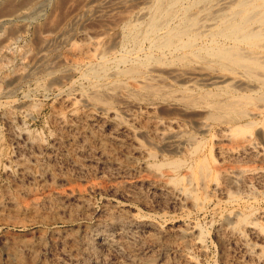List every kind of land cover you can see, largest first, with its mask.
Returning a JSON list of instances; mask_svg holds the SVG:
<instances>
[{
	"label": "bare ground",
	"instance_id": "bare-ground-1",
	"mask_svg": "<svg viewBox=\"0 0 264 264\" xmlns=\"http://www.w3.org/2000/svg\"><path fill=\"white\" fill-rule=\"evenodd\" d=\"M40 2L3 0L0 3V18L7 22L13 20L18 8H25V4L29 5L26 9L32 13ZM211 2L213 0H154L145 21L139 24L127 22L121 39L122 51L113 60L114 68L121 65L126 68L116 69L110 79L108 69L111 64L105 58L107 46L101 47L93 57L83 58V52L78 48L69 53L73 66H86L82 79L86 80L88 89L79 92L77 99L103 106L111 105V100L114 101L129 89V84L135 82L139 83V95L136 94V97L145 96L161 102L174 99L170 96L175 92L169 93L153 83L154 79L148 75L152 65L189 66V62L196 60L202 62L206 70L215 66L217 70L227 72V78H214L221 80L211 84L213 89L190 85L178 91L179 104L185 109L184 114H180L200 124L198 129L203 134L207 133L209 149L204 148L206 145L199 138L184 136L185 139H181L183 136L179 137L178 133L167 135L165 132L174 125L165 127L161 124L164 126L161 127L156 122L152 126H141L144 135L151 144L158 148H171L184 159L166 162L163 158L153 159L151 154L145 155L135 141V134L115 124L92 129V135L100 139L95 149L84 136L81 137L77 126H73L80 119H75L70 125V122L66 124L56 118L58 133L52 140V147L60 151L64 139L72 142V146L64 157H44L45 146L29 139L26 132L12 130L10 147L16 156L14 160L10 157V166L2 169L9 187L13 186L15 192L11 193L7 187L0 189V250L6 254L8 264L36 263L48 240H53L56 246L63 249V258L69 264H201L199 258L205 257L204 239L196 226L161 229L149 217L133 213L129 208L127 211L92 208L83 200V193L106 191L130 204H142L145 208L174 210L190 207L197 211L213 197L225 199L227 204L244 203L252 198L254 188H264V149L257 141L264 142V129L256 119L264 115V0H232L217 11H212ZM200 12L205 15L203 20L213 22L204 26V33L201 31L204 23L198 16ZM40 31L39 26L34 31V37L37 44L44 45L47 39L40 37ZM11 34H15L13 30ZM6 43L9 42H0V84L8 75L20 80L27 75L25 67L28 65L24 66L22 62L24 54H15L14 51L11 54ZM143 43L147 44L145 50ZM126 44L133 49L128 51ZM139 52L143 54L141 57H138ZM166 54L172 58L166 59ZM202 73L187 75H198L199 78L207 75ZM191 79L189 77L187 81ZM65 103L71 104L72 101ZM255 107H261V110ZM250 108H255L256 112L249 113ZM177 111L171 109L167 113L174 115L173 112ZM89 117L86 115L84 119ZM200 121L206 124L202 125ZM104 131L115 138H105L99 133ZM176 137L180 141L168 142ZM112 152L131 154L139 159L145 155L153 163H143L139 177L132 182L111 184L107 188L102 183H90L81 189L78 182L87 181L89 173L98 165L111 177L129 179L135 169L133 163L129 160H125V164L124 161H116ZM95 157H98L96 162L93 160ZM84 160L91 162L89 169L83 167ZM32 168H37V172L33 173ZM141 173L145 176L140 177ZM33 183L42 187L40 193L23 189ZM229 214L224 217L227 223L231 222L230 225L227 226L224 221L226 224L218 225L216 230L221 247L220 263L264 264V227L257 221H264V211ZM91 220L93 222L88 223ZM59 225L70 228L64 231Z\"/></svg>",
	"mask_w": 264,
	"mask_h": 264
},
{
	"label": "rangeland",
	"instance_id": "rangeland-1",
	"mask_svg": "<svg viewBox=\"0 0 264 264\" xmlns=\"http://www.w3.org/2000/svg\"><path fill=\"white\" fill-rule=\"evenodd\" d=\"M41 1L42 2L37 4V8L35 7L36 9L32 13L30 10L26 9V7H28L29 5L25 4L26 7L23 6L25 8H18L17 16L13 20L7 22L4 19L0 18V42L2 44H5V41L9 42L8 44L9 49H11V54L12 51H14L13 53L15 54H24L22 62L24 63V66L28 65L26 66L27 68L25 67L27 75L23 80L16 79L13 77V75H8L6 79L4 78L3 82L0 84V189L3 187H7V190H11V193L15 192L13 186L9 187L8 181L4 176V170L2 169H5L7 165H9L8 160L10 157L12 160H14L16 156L15 151L10 147V133L12 130L19 132L21 131L24 133L26 132L29 136V139L35 142H39L40 144L45 146L44 148L46 149V152H44L43 154L44 157L53 156L55 158H61L68 154V151L71 149L72 142L66 139H64V146L60 149V151H56L55 148L52 147V140L55 136H57L58 133L55 125L56 118H59L63 123L66 124L70 122V125H73V121L75 119H77L78 121L80 119L79 122L81 126L79 125V122L73 126H77L78 132L80 133L81 137L84 136V138L87 139L88 143L95 147V149L98 148L96 146L99 144L98 142H100V139H96L92 135V129L94 131L96 128H101L106 124H115L119 128L132 132L133 135L135 134V141L139 143L143 153H146L148 156L151 154L153 159L163 158V160L166 162L172 161L174 159H184L183 157H181V155H179L180 153H178L177 151H172L171 148L163 147V149L158 148L159 146L151 144L149 138L144 135V131L141 129V126H143L144 124L152 126L154 122H156L155 124L161 127H166L168 126V124L174 125V127L169 129L168 132H165L167 135L171 133H178L177 135H180L179 137L183 136L181 137V139H185L184 136H192L193 138L196 137V139L199 138L198 140H202L204 142V144L206 145L204 148L209 147L208 136L206 135L207 133L203 134L198 129L200 124L196 123V119V122H194L193 119V121H191L190 118L185 117L186 115L180 114L185 109L179 104L180 93H178V91L190 85L205 90L207 88V90L213 89L214 85L211 84L215 81L219 82L221 80L214 78L219 76H224L226 78L229 77L227 72L219 71L215 66H211V70H209L208 68L206 70L204 64L196 60L189 62V66H176L175 64L150 66L148 75L150 74V76H152V80L154 79L153 81L155 82H152L161 86L165 91H169V93L175 92L172 93L170 98L174 97V99L178 100H174L172 98L166 102H161L152 98L149 99L146 97V99L145 96L143 98L136 97L137 95H139L138 82H135L133 85L129 84V89L123 91L122 95L119 94L116 98L113 99L114 101L111 100V105H105V103V106H103V104H93L92 101L88 100L80 101V103L77 99V97L79 96V92L86 91L88 89L86 80L82 79L83 74L86 71V66H73V63L69 59V53L71 52V50L73 48L82 50L84 55L83 58H85L96 56L101 47L107 46L108 52L105 54V58L107 59L106 61L109 63V65L111 64L110 68L108 69V74L110 75L108 79H110L117 70L126 68V66L124 65L114 68L115 66L113 65V60L117 58L122 51L121 39H123L127 22L139 24L142 21H145L146 14L154 0ZM229 1L232 2V0H213V2H211L210 4L212 11H217L221 7L227 6L230 3ZM2 2L3 0H0V3ZM17 2L21 3L22 0H17ZM30 14H32L33 16L29 17ZM198 16L202 18V21L205 24H203L201 28L202 30L200 29L204 33V26H210V23L212 21L203 20L205 16L204 13L200 12ZM39 26L41 27L40 37H46L47 39L44 45L37 44V41L35 40L36 38L34 37V31ZM11 30H13L15 34H11ZM9 32L11 35L9 34ZM83 39H85V41ZM8 44L6 43V45ZM143 44V50L147 49V44ZM91 45L92 48H95L94 51L90 47ZM125 46L128 51H131L133 49V47L129 44H126ZM38 48L41 49V51ZM87 49L88 51H86ZM139 54L138 57H141V55H143L142 53L140 55ZM165 58L171 59L172 57L169 54H166ZM10 68L12 67L10 66ZM213 70H215L216 72ZM187 73H202L204 75H207L199 78L198 75H187ZM189 77L192 78L191 81L193 80V82L187 81ZM201 81L204 82L202 83ZM133 86L136 88H134ZM75 98L78 100V102ZM73 99L76 101V103ZM71 101V104L65 103ZM255 108L256 110H261V107H258V109L257 107ZM255 108H250L248 112H256ZM108 109L111 113L108 111ZM171 109L173 111H179H177V113L173 112L175 113L174 115H168L169 113H167V111H170ZM164 113H166L167 116ZM182 114H184V112ZM86 115L87 117H89L90 115L89 119L87 120L84 119ZM256 119L258 120L257 122L260 121L261 126H263V128L261 126L259 127L264 129V115L256 117ZM200 122L202 125L206 124L203 121ZM161 124H163L164 126ZM99 133L103 134L105 138H115L110 134V132L108 134L107 131ZM179 137L178 139L177 137L173 139L171 138L170 140H168V142H177L179 140ZM257 141L264 149V142H260L259 140ZM113 153L114 157L117 158H114L116 161H124L125 164V160H129L130 163H133L135 168L134 171H131V174L133 176L130 175L129 179H124L119 176L111 177L104 173L102 166L97 164L98 166L96 170L89 173L87 181H81L78 182L79 184H76H78L81 189H84L85 187H87L86 184L90 183H102L103 186L107 188L121 182H132L133 180H137V178L139 177V172L142 169L143 163H146L147 165H151L153 163L152 160L148 159V156H145L146 154L144 155L145 158L143 157V159H139L137 158V156H133L131 154L112 152V154ZM203 154H206V152ZM155 156L158 158H156ZM93 160L94 162H96L98 160V157L93 158ZM83 163V167L85 169H89L91 162H89L88 160H84ZM32 172H37V168H32ZM142 176H145V173H141L140 177ZM37 183L27 184L23 189L27 192L32 191L40 193L42 191V187ZM82 198H84L83 200L89 203L92 208L95 209L106 207L108 209H123L127 211V209L129 208L128 210H131L133 213H139L142 216L145 215L149 217L150 221L155 226L165 230H171L186 225L196 226V228L201 230V232L203 233L204 239L205 257L199 258V262L201 264H221V247L216 238V230L218 228V225L227 223V219L225 218L230 215L229 213H240V215H242L249 213V211H255V213L264 211L263 187L254 188V194L252 198L250 200H245L244 203L237 201L227 204L225 202V199H222L220 197H213L201 209H197V211L196 209H192L190 207V209L186 207L183 209L174 210L168 208H145L142 204H130L129 202L123 200L121 197L112 193L110 194V192L106 191H86L85 193H83ZM257 221L264 227L263 220L258 219ZM92 222L93 221L91 220L88 223L91 224ZM230 223L231 222L228 221L227 226H229ZM59 227L64 231L69 230L70 228V226L68 225H59ZM48 239L52 238L49 237ZM53 246H55V248ZM44 248L45 251L41 253L42 256L40 255V257H38V259L36 260L37 264H69L68 260L63 258V249H61V247L58 245L56 246L53 240H48L47 243H45ZM8 263L9 262L6 254L2 252V250H0V264ZM36 263L34 262L33 264Z\"/></svg>",
	"mask_w": 264,
	"mask_h": 264
}]
</instances>
